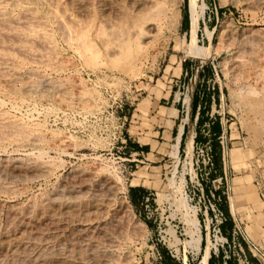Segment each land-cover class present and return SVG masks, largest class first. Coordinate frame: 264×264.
Segmentation results:
<instances>
[{
	"label": "rangeland",
	"instance_id": "obj_1",
	"mask_svg": "<svg viewBox=\"0 0 264 264\" xmlns=\"http://www.w3.org/2000/svg\"><path fill=\"white\" fill-rule=\"evenodd\" d=\"M41 1L39 4H44V8L38 4L37 11L34 9L39 17L42 15L41 18L25 10L17 12L16 17L12 15L13 18L10 15L0 17V101H3L0 112L5 111L3 115L9 114L7 120H12V123L17 120L18 124L13 123L12 126L0 114V137L4 138H0V264H202L207 244L211 255L215 248L220 247L223 254L229 256L226 259H231V264H257L251 249L264 257V0H251V3L249 0H162L167 6L176 3V21L172 20L171 26H160L152 35H145L139 41H126L125 46L122 33L133 17L130 12L134 0H69V4L66 0H49L51 4L48 0ZM120 2L122 9H115ZM49 6L57 14L50 15L53 8ZM86 11H92V15ZM55 19L61 22H54ZM65 20L69 25L67 30ZM37 21L44 26L51 23L45 26L50 28V37L37 29L44 28L42 24L37 25ZM34 22L37 31L28 32ZM70 32L73 33L70 35ZM73 34L77 41L72 40ZM78 36L85 41L87 39L88 43L91 41L89 44L94 47L82 49L84 47L79 46L82 39ZM81 49L84 53L80 52ZM82 53L90 54L87 58ZM92 54L99 57L93 58ZM89 58L94 60H86ZM125 59L129 60L126 62ZM180 63H189L190 69L181 73ZM170 84L179 96L176 104L182 113L176 141L171 139L166 144L153 145L148 155L134 152L130 144L122 142L129 123L128 115L135 108L141 111V126L143 130L148 129V133L140 140L149 141L151 129L162 121L159 122V117L154 115L156 108L151 113L147 105L142 107L141 103L154 100L155 106L158 103L162 105L160 113H167L166 107L172 100L166 94L163 96V92ZM196 93L204 107L205 121L198 140L195 139L196 120L191 113ZM118 115L127 117L118 121ZM218 121L221 133L215 137L212 122ZM184 131L186 137L182 149L180 144ZM190 131L193 132L192 142L186 147ZM217 151L221 152V158L214 160ZM40 163L44 166V173L34 176ZM104 167L108 170L104 171ZM28 171L33 175H28ZM101 181H110L114 196H111L112 210L96 220L95 216L103 210L105 212V205L97 202L100 208L95 206L92 200L95 194L89 193L92 192L89 183ZM132 187L136 188L131 191ZM93 188L96 194L100 192L98 187ZM57 191L63 198L54 202L49 197ZM73 193L77 195V201H74L79 207L70 204L68 196ZM180 196H184L188 206L198 212L202 237L199 251L188 244L190 237L184 222L185 208L178 203ZM42 202L47 205H42ZM66 203L71 205L73 212ZM211 204L217 208L218 220L225 222L224 205L231 215L232 225H226L225 231L213 230L216 222ZM119 206L126 207L130 221L118 210L116 212ZM77 208L91 219L82 228L74 226L71 219L76 217ZM14 235L28 238L24 243L16 244L18 238L15 239ZM214 255L213 264H219L218 254ZM223 261L224 258L222 264Z\"/></svg>",
	"mask_w": 264,
	"mask_h": 264
},
{
	"label": "bare ground",
	"instance_id": "obj_2",
	"mask_svg": "<svg viewBox=\"0 0 264 264\" xmlns=\"http://www.w3.org/2000/svg\"><path fill=\"white\" fill-rule=\"evenodd\" d=\"M44 1V0H43ZM49 1V0H48ZM65 1V0H64ZM67 1V3H68V1L69 0H66ZM65 1V2H66ZM78 1V0H77ZM89 1V0H88ZM87 1V2H88ZM100 1V0H99ZM118 1V0H117ZM119 1H121V0H119ZM118 1V2H119ZM123 1V0H122ZM165 1V0H164ZM42 3V1L41 0H30V2H28V1H24L23 0V2L21 1V0H0V17H2V18H5V17H7V16H11V18H13L12 17V15H15L17 12H19L20 13V11H22V10H25V11H28V12H30V14H34L35 13V16H36V14H37V9H38V4L39 3ZM45 2V1H44ZM47 2V1H46ZM52 2V1H51ZM58 2V1H57ZM73 2V1H72ZM79 2V1H78ZM86 2V3H87ZM90 2H91V0H90ZM93 2V1H92ZM101 2V1H100ZM124 2V1H123ZM127 2V1H126ZM129 2H130V0H129ZM168 2V1H167ZM179 2V1H178ZM249 2L251 3L252 1L251 0H249ZM34 3V5H31V4H33ZM49 3H50V1H49ZM54 3H56V1L54 2ZM96 3H98L97 1H96ZM95 3V4H96ZM116 3V2H115ZM170 3V2H169ZM51 4V3H50ZM69 4V3H68ZM81 4V3H80ZM89 4V3H88ZM87 4V5H88ZM128 4V3H127ZM131 4V3H130ZM257 4V3H256ZM40 5V7H43L44 6V4H42L43 6H41V4H39ZM53 5V4H52ZM56 5V4H55ZM63 5H64V3H63ZM62 5V6H63ZM67 5V4H66ZM84 5H86L85 3H84ZM84 5H83V7H84ZM99 5H101V4H99ZM103 5H104V3H103ZM176 3L175 2H173V3H171V4H168V6L166 5V4H164L163 2H162V0L160 1V0H134L133 1V4H132V6H131V9H132V12H130V13H132V16L131 15H129V16H131L132 17V19L130 20L131 22L128 24V26L126 27V29L123 31V36H124V38H123V45L125 44H127V42L129 41V43H130V40H140V39H142V37L144 36L145 37V35H148V34H150L151 33V35H152V33H154V31L157 29L158 30V28L160 27V26H162V25H165V24H168V25H170V24H172V20H175L174 19V17H176V18H178L177 17V15H176V12H177V8H176ZM251 5V4H250ZM54 6V5H53ZM61 6V7H62ZM88 6H90V4L88 5ZM87 6V7H88ZM93 6V5H92ZM91 6V7H92ZM107 6H109V5H107ZM112 6V5H111ZM129 6V7H130ZM248 6V5H247ZM46 7V6H45ZM50 7V6H49ZM49 7H48V9H49ZM52 7V6H51ZM50 7V8H51ZM76 7V6H75ZM78 7V6H77ZM76 7V8H77ZM110 7V6H109ZM113 8H114V6H112ZM179 7V6H178ZM44 8V7H43ZM53 8V7H52ZM56 8H57V6H56ZM69 8V7H68ZM80 8V7H79ZM102 8V7H101ZM101 8H99V9H101ZM104 8V7H103ZM34 9H36V11L34 10ZM46 9V8H45ZM61 9V8H60ZM62 9H63V7H62ZM71 9V8H70ZM69 9V10H70ZM85 9V8H84ZM88 9V8H87ZM106 9V8H105ZM115 9H122V4H121V2L120 3H118V4H116L115 5ZM114 9V10H115ZM44 10V9H43ZM58 10V9H57ZM73 10H74V8H73ZM91 10V9H90ZM93 10V14L95 13L94 12V9H92ZM50 11V10H49ZM63 11V10H62ZM85 11V10H84ZM22 12H24V11H22ZM21 12V13H22ZM34 12V13H33ZM44 12V11H43ZM60 12V11H59ZM77 12H78V10H77ZM83 12V11H82ZM91 12H87L86 11V13H90L91 14ZM129 12V11H128ZM19 13H17V14H19ZM26 13V12H25ZM52 13V14H51ZM118 13V12H117ZM120 14H122L121 12H119ZM125 13V12H124ZM124 13H123V15H124ZM27 14V13H26ZM29 14V15H30ZM55 14H57V12H56V10L53 8V9H51V11H50V15H52V16H54ZM61 14V13H60ZM67 14V13H66ZM73 14V13H72ZM79 14V13H78ZM81 14V13H80ZM79 14V15H80ZM25 15V14H24ZM28 15V14H27ZM26 15V16H27ZM30 16V17H34L35 18V16ZM41 15V14H40ZM87 15V14H86ZM86 15H84V16H86ZM92 15V14H91ZM118 15V14H117ZM126 15V14H125ZM124 15V16H125ZM176 15V16H175ZM19 16V15H18ZM45 16V15H44ZM75 16V15H74ZM88 16V15H87ZM95 16V15H94ZM104 16V15H103ZM119 16V15H118ZM15 17H16V15H15ZM21 16H19V18H20ZM37 17L38 18H41L42 17V15L39 17V15L37 14ZM72 17V16H71ZM105 17V16H104ZM109 17V16H108ZM130 17V18H131ZM9 18V17H8ZM8 18H6V19H8ZM22 18V17H21ZM26 18V17H25ZM24 18V19H25ZM29 18V17H28ZM44 18V17H43ZM50 18H51V16H50ZM49 18V19H50ZM59 18H64L63 16L61 17V16H59ZM83 18V17H82ZM99 18H101V17H99ZM98 18V19H99ZM129 18V19H130ZM16 19V18H15ZM44 19H46V18H44ZM57 19V18H56ZM55 19V20H56ZM66 19V18H65ZM78 19V18H77ZM81 19V18H80ZM90 19V18H89ZM102 19V18H101ZM106 19V18H105ZM109 19V18H108ZM117 19V18H116ZM119 19H120V17H119ZM122 19V18H121ZM5 20V19H4ZM14 20V19H13ZM18 20H20V19H18ZM34 20V19H33ZM36 20V19H35ZM42 20V19H41ZM40 20V21H41ZM54 20V22H61L60 20L59 21H55ZM62 20V19H61ZM68 20V19H67ZM91 20H94V18L93 19H91ZM118 20V19H117ZM127 20V19H126ZM2 21V20H1ZM10 21H12V20H10ZM17 21V20H16ZM15 21V22H16ZM71 21H73V20H71ZM104 21V20H103ZM110 21V20H109ZM176 21V20H175ZM175 21H173L174 23H176ZM9 22V21H8ZM7 22V20H6V24L8 23ZM19 22V21H18ZM22 22V21H21ZM29 22V21H28ZM31 22V21H30ZM37 22H39V21H37ZM47 22H49V21H47ZM62 22H64V21H62ZM86 22V21H85ZM99 22V21H98ZM120 22V21H119ZM118 22V23H119ZM23 23V22H22ZM40 23V22H39ZM37 24V25H43V23H40V24ZM50 23V22H49ZM65 29L67 28V26H69V25H66V20H65ZM69 23V22H68ZM110 23H113V22H110ZM116 23V22H115ZM124 23V22H123ZM25 24V23H24ZM24 24H22V25H24ZM27 24V23H26ZM30 24V23H29ZM33 24V26L32 25H28V26H32V27H30L31 29H29V30H27L28 32H30V30L31 31H34L35 30V32L37 31V29H39V30H41L40 32H42V35H46V36H48V37H50L49 36V34L51 35V32L49 33V29L50 28H45V26L46 27H48L47 25H51V23L50 24H48V23H45V26H44V28L41 26H39L40 28H37L36 29V27H34L35 26V22L34 23H32ZM47 24V25H46ZM70 24H72V23H70ZM92 24V23H91ZM106 24V23H105ZM105 24H104V26H105ZM2 25V24H1ZM8 25H9V23H8ZM13 25V24H12ZM19 25V24H18ZM21 25V24H20ZM36 25V26H37ZM59 25V24H58ZM74 25V24H73ZM82 25V24H81ZM173 25H175V24H173ZM172 25V26H173ZM6 26V25H5ZM4 26V27H5ZM97 26V28H98V25H96ZM103 26V25H102ZM171 26V25H170ZM9 27V26H8ZM56 27V26H55ZM71 27V26H70ZM69 27V28H70ZM89 27V26H88ZM6 29H7V27H5ZM10 28V27H9ZM14 28H16V27H14ZM25 28V27H24ZM61 28V27H60ZM85 28H87V26L85 27ZM100 28V27H99ZM104 28H106V27H104ZM2 29H4L3 27H2ZM57 29V28H56ZM64 29V28H63ZM68 29V28H67ZM66 29V30H67ZM72 29V28H71ZM82 29V28H81ZM80 29V30H81ZM25 30V29H24ZM65 30V31H66ZM70 30V29H69ZM79 30V31H80ZM107 30H109V28L107 29ZM112 30H114V29H112ZM223 30V29H222ZM8 31H9V29H8ZM7 31V32H8ZM20 31V30H19ZM60 31V30H59ZM59 31H58V34H60L59 33ZM71 31V30H70ZM27 32V33H28ZM68 32V31H67ZM67 32H65V34L67 33ZM74 32V31H73ZM73 32H70L69 34L71 35V33H73ZM78 32V31H77ZM156 32V31H155ZM158 32V31H157ZM9 33V32H8ZM14 33H15V31H14ZM13 33V34H14ZM17 33V32H16ZM33 33V32H32ZM80 33V32H79ZM83 33H85L84 31H83ZM96 33V32H95ZM104 33V32H103ZM3 34V33H2ZM10 34V33H9ZM20 34V33H19ZM30 34V33H29ZM37 34V33H36ZM63 35H64V33H62ZM102 34V33H101ZM17 35V34H16ZM22 35V34H21ZM26 36H29V35H27V34H25ZM39 35V34H38ZM99 35V34H98ZM46 36H44V37H46ZM60 36V35H59ZM74 36V34L71 36L72 37V40L74 39L75 41H77L78 39H77V36H76V38H75V36ZM86 36H87V33H86ZM89 36V35H88ZM157 36V35H156ZM252 36V35H251ZM11 37V36H10ZM34 37V36H33ZM66 37L68 38V36H67V34H66ZM71 37H69V39H71ZM78 37H80L81 38V36H78ZM103 37V36H102ZM112 37V36H111ZM3 38V37H2ZM7 38V37H6ZM10 39V38H9ZM16 39H17V37H16ZM21 39V38H20ZM34 39V38H33ZM82 39V38H81ZM89 40H90V38H88ZM101 39V38H100ZM112 39V38H111ZM244 39V38H243ZM243 39L241 38V41H243ZM48 40V39H47ZM64 39L62 38V41H63ZM67 40V39H66ZM71 40V41H72ZM239 40V39H238ZM248 40V39H247ZM1 41V40H0ZM30 41V40H29ZM54 41H56V40H54ZM80 41V40H79ZM86 41H87V39H86ZM85 40H84V38L82 39V41L80 42V44H79V46L81 45V47L83 46L84 48H82V49H87V50H91V47L90 46H93V45H91V44H89V43H92L91 41H89V43L88 42H86ZM104 41V40H103ZM120 41V40H119ZM127 41V42H126ZM240 41V42H241ZM31 42V41H30ZM35 42V41H34ZM42 42H43V40H42ZM64 42V41H63ZM134 41H132V43H133ZM239 42V41H238ZM38 43V42H37ZM41 43V42H40ZM79 43V42H78ZM87 43V44H86ZM113 43H114V41H113ZM121 43V42H120ZM119 43V44H120ZM129 43H128V45H129ZM135 43V42H134ZM36 44V43H35ZM43 44V43H42ZM66 44H67V42H66ZM70 44H71V42H70ZM89 44V45H88ZM102 44H104V43H102ZM20 45V44H19ZM33 45V44H32ZM76 45H77V43H76ZM90 47V49L89 48H87L88 46ZM124 45V46H125ZM130 45H132V44H130ZM1 46V45H0ZM12 45H10V47H11ZM40 46V45H39ZM145 46V45H144ZM47 47V46H46ZM53 47V46H52ZM94 47V46H93ZM92 47V48H93ZM2 48H3V46H2ZM9 48V47H8ZM30 48V47H29ZM44 48H45V46H44ZM49 48H50V43H49ZM123 48H126V47H123ZM127 48H128V46H127ZM11 49H14V48H11ZM22 49V48H21ZM32 50H33V48H31ZM52 49V48H51ZM81 49V50H82ZM85 49V50H86ZM107 49H109V48H107ZM107 49H106V51H107ZM112 49V48H111ZM8 50H10V49H8ZM80 50V52H83V50L81 51ZM97 50H99V49H97ZM23 51V50H22ZM78 51V50H77ZM95 51V50H94ZM127 51V50H126ZM14 52V51H13ZM16 52V51H15ZM47 52V51H46ZM98 52V51H97ZM97 52H94V53H97ZM112 52V51H111ZM124 52V51H123ZM12 53V52H11ZM51 53V52H50ZM49 53V54H50ZM84 53V52H83ZM82 53V55H85V57H87V55H89V54H83ZM85 53H87L86 51H85ZM27 54V53H26ZM35 54V53H34ZM37 54V53H36ZM39 54H41V53H39ZM43 54V53H42ZM54 54V53H53ZM52 54V55H53ZM97 54H99V53H97ZM115 54V53H114ZM3 55V54H2ZM18 55V54H17ZM45 55V54H44ZM48 55V54H47ZM82 55H80V57L82 56ZM96 55V54H95ZM133 55V54H132ZM39 56V55H38ZM90 56H92L93 58L94 57H96V56H94L93 54L92 55H90ZM115 56H117V55H115ZM125 56L127 57V54H125ZM129 56H131V54L129 53ZM4 57V56H3ZM12 57V56H11ZM10 57V58H11ZM25 57H28L27 55L25 56ZM36 57V56H35ZM84 57V58H85ZM97 57H99L98 55H97ZM97 57H96V59H97ZM5 58V57H4ZM32 58V57H31ZM82 58V57H81ZM82 59V60H85V59ZM88 58V57H87ZM91 58V57H90ZM90 58L89 59H86V60H90ZM128 58V57H127ZM152 58V57H151ZM56 59V58H55ZM2 60V59H1ZM4 60V59H3ZM6 60H8V59H6ZM14 60V59H13ZM20 60V59H19ZM26 60H27V58H26ZM94 59H92V60H90L91 62L93 61ZM99 60V59H98ZM119 60H121V59H119ZM126 60H129V59H125V61ZM35 61H36V59H35ZM40 61V60H39ZM79 61V60H78ZM13 62V61H12ZM42 62H43V60H42ZM95 62H96V60H95ZM94 62V63H95ZM127 62V61H126ZM130 62V61H129ZM132 62V61H131ZM11 63V62H10ZM15 63V62H14ZM18 63V62H17ZM25 63V62H24ZM23 63V64H24ZM36 63H38V61L36 62ZM49 63V62H48ZM86 63V62H85ZM87 63H88V61H87ZM86 63V64H87ZM96 63H98V62H96ZM140 63V62H139ZM41 64V63H40ZM45 64V63H44ZM43 64V65H44ZM90 64H92V63H90ZM2 65V64H1ZM11 65V64H10ZM15 65V64H14ZM25 65V64H24ZM46 65V64H45ZM9 66V65H8ZM31 66V65H30ZM40 66V65H39ZM93 66H95L94 64H93ZM253 66V65H252ZM256 66V65H255ZM14 67V66H13ZM16 67V66H15ZM119 67V66H118ZM32 68V67H31ZM33 68H34V66H33ZM4 69V68H3ZM2 69V71H4ZM22 69V68H21ZM30 69V68H29ZM9 70V69H8ZM33 70V69H32ZM246 70V69H245ZM11 71V70H10ZM92 71V70H91ZM8 72V71H7ZM259 72V71H258ZM135 74H136V72H134ZM10 74H11V72H10ZM19 74V73H18ZM22 74V73H21ZM27 74V73H26ZM249 74V73H248ZM255 74V73H254ZM262 74V73H261ZM3 74H1V76H2ZM13 75V74H12ZM15 76H16V78L18 77V78H20L19 76H17L16 74H14ZM13 75V76H14ZM28 75V74H27ZM3 76H5V74L3 75ZM2 76V77H3ZM9 76V75H8ZM29 76V75H28ZM35 76V75H34ZM132 76V75H131ZM134 77V76H133ZM261 77V76H260ZM13 79H15V77L13 78ZM21 79V78H20ZM23 79V78H22ZM29 79V78H28ZM39 79V78H38ZM46 79H47V77H46ZM244 79V78H243ZM1 81V80H0ZM10 81V80H9ZM26 81V79L24 80V82ZM28 81V80H27ZM12 83H13V81H11ZM10 83V82H9ZM27 83V82H26ZM14 84V83H13ZM50 84V83H49ZM52 84H53V82H52ZM51 84V85H52ZM55 84V83H54ZM30 85H32V83L30 84ZM35 85H37V84H35ZM11 86V85H10ZM17 86V85H16ZM21 86V85H20ZM29 86V85H28ZM43 86V85H42ZM45 86H46V84H45ZM44 86V87H45ZM23 87H24V85H23ZM37 87V86H36ZM49 87V86H48ZM47 87V88H48ZM10 88V87H9ZM8 88V89H9ZM17 88V87H16ZM28 88H30V87H28ZM32 88V87H31ZM33 88H35V87H33ZM38 89H39V87H38ZM51 89V88H50ZM57 89V88H56ZM14 90V89H13ZM18 90H20V89H18ZM21 90H23V89H21ZM36 90V89H35ZM58 90V89H57ZM11 91V90H10ZM9 91V92H10ZM25 91H27V90H24V92ZM19 92V91H18ZM1 93V92H0ZM34 93V92H33ZM33 93H31V94H33ZM21 94V93H20ZM34 94H36V92L34 93ZM236 94V93H235ZM255 94V93H254ZM24 95V94H23ZM27 95H30V93L29 94H27ZM12 96H13V94H12ZM232 96H235V95H232ZM9 97V96H8ZM235 98V97H234ZM8 99V98H7ZM17 99V98H16ZM254 99V98H253ZM234 100V99H233ZM3 102V101H2ZM2 102L0 101V103L2 104ZM27 102V101H26ZM260 105H262V104H260ZM7 106V105H6ZM28 107V106H27ZM261 107V106H260ZM33 108V107H32ZM252 108V107H251ZM20 109V108H19ZM23 109V108H22ZM25 109V108H24ZM23 109V110H24ZM1 110H3V109H1ZM5 110V109H4ZM246 111V110H245ZM2 112V111H1ZM0 112V114H4L3 112H5V111H3L2 113ZM21 112V111H20ZM9 113V112H8ZM9 116V114H5V115H3V116H1L4 120L6 119H8V116ZM12 115V114H11ZM10 115V116H11ZM22 115H24V114H22ZM32 116V115H31ZM26 117H27V115H26ZM25 117V118H26ZM32 117H34V116H32ZM36 117V116H35ZM10 118V117H9ZM12 118V117H11ZM13 118H15V116H13ZM28 118V117H27ZM43 119H45V117L43 118ZM14 120V119H13ZM22 120H23V118H22ZM29 120H30V118H29ZM28 120V121H29ZM260 120V119H259ZM2 121V120H1ZM12 120H7V123L9 122V123H11V125L14 123V124H16V125H18L16 122H17V120H16V122H14L13 121V123L11 122ZM256 121V120H255ZM19 122L21 123V120H19ZM18 122V123H19ZM22 122H24V121H22ZM34 122V121H33ZM32 121H31V123H33ZM250 122V121H249ZM2 124H3V122H1ZM25 124H27V121H26V123ZM34 124V123H33ZM37 124V123H36ZM1 125V124H0ZM263 125V124H262ZM2 126V125H1ZM13 126V125H12ZM19 126H21V125H19ZM34 126V125H33ZM9 127H11V126H9ZM15 127V126H14ZM6 128H8L7 126H6ZM34 128H35V126H34ZM14 129V128H13ZM22 129H24V128H22ZM26 130V129H25ZM28 131L30 130V129H27ZM32 130V129H31ZM34 130V129H33ZM39 130V129H38ZM5 131V130H4ZM10 131V130H9ZM35 131H37V130H35ZM1 132V131H0ZM22 132V131H21ZM24 132V131H23ZM33 132V131H32ZM4 133V132H3ZM6 133V132H5ZM10 133V132H9ZM36 133V132H35ZM12 134V133H11ZM41 134V133H40ZM22 135H24L23 133H22ZM29 135H30V133H29ZM195 135V134H194ZM264 135V134H263ZM27 136V135H26ZM36 136V135H35ZM34 136V137H35ZM43 136H44V134H43ZM192 136H193V132L192 131H190V133H189V135H188V143H187V146L186 147H188V146H190L191 145V142H192ZM2 138H3V136H1ZM0 137V138H1ZM24 137H25V135H24ZM40 138H41V136H40ZM4 139V138H3ZM25 140V139H24ZM19 141V140H18ZM17 141V142H18ZM15 142V141H14ZM23 142V141H22ZM26 142V141H25ZM34 142V141H33ZM193 142H194V138H193ZM16 143V142H15ZM24 143V142H23ZM27 143V142H26ZM41 143V142H40ZM18 144V143H17ZM19 144H21V143H19ZM18 146V145H17ZM20 146H23V145H20ZM30 146V145H29ZM34 146V145H33ZM38 146V145H37ZM192 148H193V146H191ZM4 148V147H3ZM41 148V147H40ZM39 148V149H40ZM14 149H15V147H14ZM191 149V148H190ZM37 150V149H36ZM10 151V150H9ZM32 151V150H31ZM40 152L39 153H41L42 151L41 150H39ZM33 155H35V154H33ZM42 155V154H41ZM6 157V156H5ZM20 157V156H19ZM23 157V156H22ZM17 158V157H16ZM27 158H29V157H27ZM6 159V158H5ZM12 159H15V158H12ZM21 159V158H20ZM23 159V158H22ZM25 161V160H24ZM17 162V161H16ZM43 162V161H42ZM1 163V162H0ZM31 163H33V162H31ZM30 163V164H31ZM43 163H45V162H43ZM28 164V163H27ZM41 164V163H40ZM47 164V163H46ZM11 165V164H10ZM38 165V164H37ZM22 166V165H21ZM32 166H34V165H32ZM10 167V166H9ZM16 167V166H15ZM2 168V167H1ZM22 168H23V166H22ZM29 168V167H28ZM36 168V167H35ZM37 168H39L38 170H36V172H34V176H35V174H38L39 172H40V174H41V172H42V174L44 173L43 171H44V166L41 164L40 165V167H37ZM36 168V169H37ZM12 169V168H11ZM49 169V168H48ZM103 169H105L104 171H107L106 170V168L104 167ZM6 171V170H5ZM9 171V170H8ZM23 172H24V170H22ZM32 171V170H31ZM111 171H113V170H111ZM1 172V171H0ZM11 172H13L14 173V171L12 170ZM45 172H47V171H45ZM27 173H29V171L27 172ZM26 173V174H27ZM2 174V173H1ZM19 174V173H18ZM9 175V174H8ZM28 175H33V174H28ZM27 175V176H28ZM2 176V175H1ZM10 176V175H9ZM11 176H13V175H11ZM16 176V175H15ZM14 176V177H15ZM19 177H20V175H19ZM183 177V174L181 175V178ZM10 178V177H9ZM16 178V177H15ZM4 179V178H3ZM34 179V178H33ZM82 179V178H81ZM8 180V179H7ZM74 180V179H73ZM16 181V180H15ZM26 181V180H25ZM105 181V180H104ZM103 181V183H102V181L101 182H99L98 184H96V183H92V184H90L89 183V189L90 190H92V192L90 191H88L89 193H92V194H95V197H94V199H92V200H94V204H95V206H97L98 208H100V206H98L99 204L97 203V202H100V203H102V205L104 204L105 205V212H104V210H103V213H100V215H98V216H95L96 218V220H99V219H102V217H104V215L105 214H107V212L109 211V210H112V201H111V196H114V194L112 195V192H113V189H112V184H110L108 181H106V182H104ZM76 182V181H75ZM90 182V181H89ZM91 182H93V181H91ZM95 182H98L97 181V179H96V181ZM113 183V182H112ZM79 184V183H78ZM81 184H82V182H81ZM60 185V184H59ZM65 185H66V182H65ZM73 185V184H72ZM71 185V187L73 188V186ZM76 185V184H75ZM88 184H86V186H87ZM96 185H98V186H96ZM11 186V185H10ZM21 186V185H20ZM54 186V185H53ZM67 186V185H66ZM65 186V187H66ZM70 186V185H69ZM68 186V187H69ZM77 186V185H76ZM95 186V188L96 187H98V189H100V192H98V194H96L97 192H95V190L96 189H94L93 187ZM65 187H64V190H66L65 189ZM78 187H79V185H78ZM80 187H81V185H80ZM1 188V187H0ZM12 188V187H11ZM76 188V187H75ZM114 188V187H113ZM2 189H3V187H2ZM8 189V188H7ZM79 189V188H78ZM9 190V189H8ZM70 190H71V188H70ZM81 190V189H80ZM14 191V190H13ZM17 191V190H16ZM48 191H50V190H48ZM53 191V190H52ZM59 191H62V190H59ZM59 191H57L56 193H54V194H52L49 198H51L52 200H54V202L56 201L55 199H61V197L63 198V196H61V192H59ZM67 191V190H66ZM66 191H65V193H66ZM72 191H75V190H72ZM15 192V191H14ZM64 192V191H63ZM71 192V191H70ZM86 192H87V189H86ZM10 193V192H9ZM48 193H50V192H48ZM52 193V192H51ZM64 193V194H65ZM114 193V192H113ZM12 194V193H11ZM47 194V193H46ZM79 194V193H78ZM88 194V193H87ZM63 195V194H62ZM67 195H70V193L69 194H66V197H67ZM82 195V194H81ZM84 195V194H83ZM87 196H90V195H87ZM169 196V195H168ZM40 197V196H39ZM44 197V196H43ZM69 198H70V204L71 205H73L74 207H76V205L78 204V203H76V199H77V195H74V193H73V195H71V196H68ZM92 198H93V196H91ZM91 197H89V198H91ZM84 198H85V195H84ZM87 198V197H86ZM67 199V198H66ZM44 200H46V199H42V201H44ZM74 200H76V201H74ZM84 200H86V199H84ZM88 200V199H87ZM92 200L90 199L89 201H91L92 202ZM49 201H50V199H49ZM83 201V200H82ZM46 202V201H45ZM60 202V201H59ZM58 202V203H59ZM69 202V201H68ZM78 202H79V199H78ZM87 202V201H86ZM85 202V203H86ZM174 202H176V201H174ZM13 203V202H12ZM18 203V202H17ZM41 203V202H40ZM57 203V202H56ZM63 203V202H62ZM76 203V204H75ZM79 203H81V202H79ZM88 203V202H87ZM178 203H180V205H182L184 208H185V212H184V222H185V224L187 225V233H188V235H189V239H188V244H190V246H192L193 248H194V250H196V251H199L200 250V243H201V229H200V227H199V219H198V216H197V211H196V209L195 208H192V207H189L188 206V202L186 201V198L184 197V196H180L179 197V199H178ZM27 204V203H26ZM38 204V203H37ZM44 204H46V203H43L42 202V205H44ZM47 204H49L48 203V199H47ZM46 204V205H47ZM64 204H65V201H64ZM69 204V203H68ZM89 204V203H88ZM93 204V205H94ZM45 205V206H46ZM52 205V204H51ZM51 205H49V206H51ZM57 205H59V204H57ZM71 205H68L67 206V203H66V206L67 207H69V206H71ZM80 205V204H79ZM179 205V204H178ZM179 205V206H180ZM234 205H235V202H234ZM1 206V205H0ZM32 206V205H31ZM48 206V207H49ZM63 206V205H62ZM73 206H72V208H73ZM83 206V205H82ZM90 206V205H89ZM7 207V206H6ZM10 207V206H9ZM11 207H13L12 205H11ZM37 207H39L38 205H37ZM37 207H35L36 209H37ZM52 207H53V205H52ZM59 207V206H58ZM57 207V208H58ZM77 207H79L78 205H77ZM86 207V206H85ZM94 207V206H93ZM176 207V206H175ZM5 208V207H4ZM14 208V207H13ZM18 208V207H17ZM34 208V207H33ZM50 209H52L51 207H49ZM71 207H69V210H71V212H73L72 211V209H70ZM104 208V206L102 207V209ZM235 208H236V205H235ZM23 209V208H22ZM73 209H75V208H73ZM83 209V208H82ZM87 209V208H86ZM90 209V208H89ZM96 209V208H95ZM15 210H19V209H15ZM48 210V209H47ZM46 210V211H47ZM53 210V209H52ZM58 210V212H59V209H57ZM68 210V209H67ZM77 210L78 211H76V217H74V218H71L72 219V222H73V225L74 226H76V227H80V228H82V226H83V224L85 223V222H87V221H89V220H91L89 217H86V215H87V213L86 214H84L85 212H83L82 210H80V209H78L77 208ZM84 210V209H83ZM116 210V212H117V210H118V212H120L121 214H124V216L123 217H126L127 218V216H126V212H128L127 211V209H126V207L125 206H119L117 209H115ZM7 211H9V210H7ZM13 211V210H12ZM40 211V210H39ZM54 211V210H53ZM62 211L64 212V210L62 209ZM90 212H91V209L89 210ZM11 212V211H10ZM48 212V211H47ZM68 212V211H67ZM87 212V211H86ZM95 211H93L92 213H94ZM6 213V212H5ZM14 213V212H13ZM18 213V212H17ZM17 213H15V214H17ZM40 213V212H39ZM49 213V212H48ZM51 213V212H50ZM55 213V212H54ZM62 213V212H61ZM61 213H60V215H61ZM11 214V213H10ZM42 214V213H41ZM53 214V213H52ZM71 214V213H70ZM74 214V213H73ZM91 214V213H90ZM114 214V213H113ZM182 214H183V212H182ZM14 215V214H13ZM63 215V214H62ZM117 215V214H116ZM129 215V214H128ZM27 216H29V215H27ZM56 216H57V214H56ZM64 216V215H63ZM84 216L86 217V218H84ZM122 216V215H121ZM44 217V216H43ZM42 217V218H43ZM53 217V216H52ZM5 218V217H4ZM125 218V219H126ZM21 219V218H20ZM49 219V218H48ZM53 219V218H52ZM71 219H70V221H71ZM93 219L94 218H92V221H93ZM16 220V219H15ZM60 220H62V219H60ZM60 220H59V222H60ZM117 220H119V219H117ZM117 220H115V221H117ZM127 220L128 221H130L128 218H127ZM182 220V219H181ZM7 221V220H6ZM21 221V220H20ZM53 221H54V219H53ZM121 221V220H120ZM4 222V221H3ZM16 222V221H15ZM52 222V221H51ZM50 222V223H51ZM62 222V221H61ZM97 222V221H96ZM100 222V221H99ZM64 223V222H63ZM5 224V223H4ZM6 225V224H5ZM103 225V224H102ZM53 227H54V225H53ZM84 227V226H83ZM6 228V227H5ZM17 229V228H16ZM6 230V229H5ZM12 230V229H11ZM83 230V229H82ZM3 231V230H2ZM21 231V230H20ZM25 231V230H24ZM32 231V230H31ZM172 231V230H171ZM44 232V231H43ZM78 232V231H77ZM19 233H21V232H19ZM26 233H27V231H26ZM47 233V232H46ZM50 233V232H49ZM173 231H172V235H173ZM15 234V233H14ZM33 234H34V232H33ZM36 234V233H35ZM55 234V233H54ZM67 234V233H66ZM85 234H87V233H85ZM125 234V233H124ZM171 234V233H170ZM3 235V234H2ZM41 235V234H40ZM56 235V234H55ZM18 236H19V234H18ZM21 236H24V235H22L21 234ZM49 236V235H48ZM50 236H52V235H50ZM79 236V235H78ZM85 236V235H84ZM106 236V235H105ZM104 236V237H105ZM121 236V235H120ZM12 237V236H11ZM16 236L14 235V238H15ZM53 237V236H52ZM16 238H18V237H16ZM15 238V239H16ZM28 238V237H27ZM27 238H25V237H19L17 240H15L17 243L16 244H20V243H24V241L27 239ZM37 238H38V236H37ZM66 238H68V236L66 237ZM89 238V237H88ZM92 238H94V237H92ZM11 239H13V238H11ZM10 239V240H11ZM33 239V238H32ZM110 239V238H109ZM132 239V238H131ZM9 240V241H10ZM59 240V239H58ZM80 240V239H79ZM9 241H7V242H9ZM37 241V240H36ZM54 241V240H53ZM70 241H72V240H70ZM82 241V240H81ZM124 241V240H123ZM172 242V241H171ZM12 243V242H11ZM26 243H29V242H26ZM25 243V244H26ZM34 243V242H33ZM51 243V242H50ZM113 243V242H112ZM173 243V242H172ZM171 243V244H172ZM208 243H209V241H208ZM211 243H213V242H211ZM69 244V243H68ZM74 244V243H73ZM78 244V243H77ZM174 244V243H173ZM27 245H29V244H27ZM95 245V244H94ZM93 245V246H94ZM176 245V244H175ZM4 246V245H3ZM6 246V245H5ZM4 246V247H5ZM15 246V245H14ZM17 246V245H16ZM23 246H24V244H23ZM50 246V245H49ZM59 246V245H58ZM62 246H63V244H62ZM68 246V245H67ZM81 246V245H80ZM91 246V245H90ZM98 246V245H97ZM100 246V245H99ZM125 246V245H124ZM25 247V246H24ZM56 247V246H55ZM74 247H77V245L76 246H74ZM118 247V246H117ZM8 248V247H7ZM44 248V247H43ZM89 248V247H88ZM102 248V247H101ZM17 249H20L19 247H17ZM40 249V248H39ZM45 249V248H44ZM48 249V248H47ZM51 249V248H50ZM86 249V248H85ZM3 250V249H2ZM22 249H20V252H22L21 251ZM78 250H80V249H78ZM87 250H91V249H87ZM86 250V251H87ZM100 250V249H99ZM106 250V249H105ZM118 250V249H117ZM6 251V250H5ZM53 251V250H52ZM61 251V250H60ZM70 251V250H69ZM77 251V250H76ZM86 251L84 252V253H86ZM110 251V250H109ZM211 249H210V245L209 244H207L206 245V248H205V251H204V255H203V257H202V264H208V258H209V256H211ZM13 252V251H12ZM16 252V251H15ZM46 252V251H45ZM59 252V251H58ZM88 252V251H87ZM130 252V251H129ZM14 253V252H13ZM12 253V254H13ZM39 253V252H38ZM54 253V252H53ZM64 253V252H63ZM41 254V253H40ZM59 254V253H58ZM65 254V253H64ZM87 254V253H86ZM115 254V253H114ZM5 255V254H4ZM20 255V254H19ZM42 255V254H41ZM69 255V254H68ZM91 255V254H90ZM94 255V254H93ZM100 255V254H99ZM27 256V255H26ZM25 256V257H26ZM97 256V255H96ZM102 256V255H101ZM115 256V255H114ZM113 256V257H114ZM0 257H1V255H0ZM47 257V256H46ZM60 257V256H59ZM75 257V256H74ZM98 257V256H97ZM112 257V256H111ZM6 258V257H5ZM39 258H41L40 256H39ZM69 258V257H68ZM93 258H94V256H93ZM96 258V257H95ZM1 259V258H0ZM32 259V258H31ZM36 259V258H35ZM34 259V262H37L36 260ZM73 259V258H72ZM117 259V258H116ZM128 259V258H127ZM41 260V259H40ZM63 260V259H62ZM88 260V259H87ZM91 260H92V258H91ZM96 260H97V258H96ZM100 260V259H99ZM16 261H18V260H16ZM44 261V260H43ZM82 261V260H81ZM104 261H106V260H104ZM39 263H40V261H38ZM45 262V261H44ZM48 262V261H47ZM116 262V261H115ZM11 263V262H10ZM15 263V262H14ZM19 263H20V261H19ZM42 263V262H41ZM89 263H90V261H89ZM82 264V263H81ZM103 264V263H102ZM106 264V263H105ZM113 264V263H112Z\"/></svg>",
	"mask_w": 264,
	"mask_h": 264
},
{
	"label": "crops",
	"instance_id": "obj_3",
	"mask_svg": "<svg viewBox=\"0 0 264 264\" xmlns=\"http://www.w3.org/2000/svg\"><path fill=\"white\" fill-rule=\"evenodd\" d=\"M180 72L182 73L185 69V72H187L190 69L189 63H180ZM172 80V79H171ZM166 89L163 92V96L171 97L170 104L166 107L167 113H160L159 108L162 106L158 103L157 106H155L156 102L154 100L149 99V101L145 103H141L142 107L146 104L147 107L150 109L151 113H153V108L157 109V113L154 115H157L158 121H162L161 123H158L153 126V128L150 131V139L149 141H141V136L148 133L147 130H143L141 124L143 123V114L141 111L137 110L135 108L132 113L128 115V127L126 128V142L130 144L131 148L134 149V152L140 153V154H150L153 145L154 146H160L163 144H166L167 141L171 139H175L179 133L180 126H179V120L180 116H182L181 110L179 108V104H176V101L179 100V96H177L176 90L171 86L166 85ZM166 94V95H165ZM151 97V96H150ZM154 98V97H153ZM148 99V98H147ZM201 103L197 101V110L199 109ZM174 110H176V113H174ZM193 113V101H192V111ZM152 116V115H151ZM127 117V115H126ZM205 123V121H204ZM203 126V125H202ZM132 128L134 131H132ZM201 128V127H200ZM211 129V126L208 130ZM136 130V131H135ZM186 137V136H185ZM136 188L132 187L131 191ZM257 264H264V260H260L256 262Z\"/></svg>",
	"mask_w": 264,
	"mask_h": 264
},
{
	"label": "trees",
	"instance_id": "obj_4",
	"mask_svg": "<svg viewBox=\"0 0 264 264\" xmlns=\"http://www.w3.org/2000/svg\"><path fill=\"white\" fill-rule=\"evenodd\" d=\"M183 16L185 18V14ZM197 101H198V96L196 93L194 95V99H193V113H192L194 115V119L196 120V136H195L196 140H198L200 138L199 137L200 127L204 124V117H203L204 116V107H202V105H200L199 109L197 110L196 109L197 108V106H196ZM212 132L215 135V137L219 136V134L221 133V126H220L219 121L218 122H212ZM185 136H186V132L184 131L182 134V137H181V144H180V146H182V149H183V146L185 143ZM217 146H218V144H217ZM215 154H216V152H215ZM217 154L218 155L216 157H214V160H217V157L221 158V152L217 151ZM223 201L225 203H227V199L225 196H223ZM223 210H224V215H225V222H223L224 224L222 223L221 230L223 229L225 231L226 225H228V226L232 225V219H231V215L229 214L225 205L223 207ZM217 254H218L219 264H222L221 263V261L223 259L222 249L219 248V251ZM214 258H215V255L212 254L209 258L208 264H213ZM225 261H226V264H231V259H226Z\"/></svg>",
	"mask_w": 264,
	"mask_h": 264
},
{
	"label": "built area",
	"instance_id": "obj_5",
	"mask_svg": "<svg viewBox=\"0 0 264 264\" xmlns=\"http://www.w3.org/2000/svg\"><path fill=\"white\" fill-rule=\"evenodd\" d=\"M116 118H117V120L119 121V120H123V118H126L125 116H116ZM123 125V122L121 121V125L120 126H122ZM126 142V138L125 139H122V142ZM211 210L214 212V216H215V224L213 225V230L214 231H216V232H220V230H221V225H222V223H223V221L222 220H218L216 217H217V213H215V211H217V208H215L214 207V205L213 204H211ZM215 228H217V229H215ZM234 231V233L233 234H235L236 233V231L235 230H233ZM227 240H228V238L227 237H225L224 238V241L225 242H227ZM220 248V247H219ZM219 248L217 249V248H215V250H214V254H217L218 253V251H219ZM251 252H252V255L253 256H255V258L257 259V261H260V260H264V257H262L261 255H260V253L258 252V251H254L253 249H251ZM229 256L228 255H226V254H223V258H224V261H223V264H226V258H228Z\"/></svg>",
	"mask_w": 264,
	"mask_h": 264
}]
</instances>
